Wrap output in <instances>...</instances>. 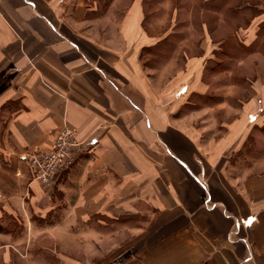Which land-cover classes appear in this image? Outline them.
Returning <instances> with one entry per match:
<instances>
[{"label": "crops", "instance_id": "crops-1", "mask_svg": "<svg viewBox=\"0 0 264 264\" xmlns=\"http://www.w3.org/2000/svg\"><path fill=\"white\" fill-rule=\"evenodd\" d=\"M147 1L0 0V264H264V77L224 83L241 62L206 28L155 60ZM184 2L263 5L237 48L260 45L264 0ZM63 128L80 146L46 189L25 156Z\"/></svg>", "mask_w": 264, "mask_h": 264}, {"label": "rangeland", "instance_id": "rangeland-1", "mask_svg": "<svg viewBox=\"0 0 264 264\" xmlns=\"http://www.w3.org/2000/svg\"><path fill=\"white\" fill-rule=\"evenodd\" d=\"M145 6V27L148 33L156 37H161L162 40L164 39L161 42V48L163 50L159 52L157 51L158 53L156 54L160 58L155 60L166 62L172 57V55H174L175 49L173 48H178L180 45H187V48L184 49L186 52L183 51L178 54H189L194 57L202 55V44L204 39H206V28L209 32V38L213 43H217L221 40L226 41V56L229 55V57H233L236 61L241 62L239 66L238 62L235 65H232L233 63L225 57V64L227 63V66L224 68V83L229 86H239L237 79L239 78L238 76H240L242 84L238 87V92L243 95L244 93H249L254 88V79L258 76H261L262 78L264 77V32L260 35L259 41L261 43L259 46H251V48L242 46V48H237L238 43L240 44V42H242L243 44V42H248L250 39V33L248 32L252 22L250 16H252V13H254L255 10L261 11L263 5L259 4V8L255 4H251V6L241 5V8H246L239 12L233 11L231 15L225 10L226 17H224V20H221L220 18L219 20L215 19L214 16L216 15L211 14V12L204 14L201 11L202 8L204 10H212L210 7L211 5L208 4H191L185 3L184 0H179V2L173 3H167L165 0H148ZM190 44L191 49L188 48V45ZM254 63L256 66H259L258 69L255 68L253 65ZM212 67L214 68L208 72L206 80L212 83V88L216 89L218 86L216 85L217 77L221 75L222 71L218 72L217 67ZM254 70L256 72H253ZM258 70L259 73L257 72ZM229 74L230 76H228ZM242 77L244 78L242 79ZM248 77L250 79H247ZM213 97L214 96H210L212 101ZM211 100H209L210 103L212 102ZM243 101L248 102L247 99L242 100V102ZM226 102L230 105L234 104L235 108L243 105V103H239L232 99H229ZM260 123H264V119L261 120ZM256 134L259 147L256 156L257 161L259 162L262 157L261 161L264 160V132H256ZM257 165L258 170L261 168L264 169V163H258ZM50 262L57 264L54 260H51ZM80 264H88V262L81 261Z\"/></svg>", "mask_w": 264, "mask_h": 264}, {"label": "built area", "instance_id": "built-area-1", "mask_svg": "<svg viewBox=\"0 0 264 264\" xmlns=\"http://www.w3.org/2000/svg\"><path fill=\"white\" fill-rule=\"evenodd\" d=\"M79 146L73 130L63 128L57 131L49 149L32 151L25 156L35 180L46 189L53 188L58 173L74 165L75 149Z\"/></svg>", "mask_w": 264, "mask_h": 264}]
</instances>
